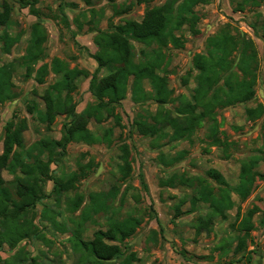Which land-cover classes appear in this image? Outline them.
Segmentation results:
<instances>
[{"label": "rangeland", "instance_id": "obj_1", "mask_svg": "<svg viewBox=\"0 0 264 264\" xmlns=\"http://www.w3.org/2000/svg\"><path fill=\"white\" fill-rule=\"evenodd\" d=\"M4 1L14 6L7 30L16 38L17 44L10 54H5L4 42L0 39V64H13L15 71L12 79L15 98L0 107V155L3 153L4 129L9 122L26 121L24 144L27 149L42 139L61 140L63 137L64 125L71 118L60 115L47 127L40 123L34 110V105L44 110L43 95L60 79L51 71L53 60L59 59L70 69L86 70L91 76L96 72L99 78L109 75L108 69L98 70L94 59L98 52L95 36L100 32L115 31L114 27L126 20L141 21L148 10L166 2L156 0L137 4L136 0H94L90 7L83 0H38L37 4L28 0L32 5H24L22 0H0V11ZM130 5H133L131 11L121 14L122 9ZM197 12L201 17L200 33L194 35L186 29L181 33L185 39L184 47L176 49L169 45L164 51L169 59L166 72L172 91L171 102L162 106L157 104L151 97V84L145 82L149 100L143 104L135 103L129 90L126 99L115 107V115L121 118L119 124L115 117H104L101 123L88 118V129L94 142L70 143L59 164L51 166L56 176H69L80 171L82 166L84 177L75 190L64 196L60 206L53 195L24 214L13 223L15 226L12 224L6 237L17 241V246L12 248L5 243L0 248V264H86L88 251L82 240L88 242L97 230L106 229L110 216L115 220L131 216L141 219L142 224L135 235L123 245V249L128 247L129 254L135 253L139 259L136 264H264V226L260 225L264 211V162L257 168L262 176L257 177L250 197L242 202L233 195L236 206L228 212V219L216 218L211 230H202L200 234L195 225L210 212L208 205L199 203L194 207L191 198L196 190L177 181L174 187L167 186V181L174 175H185L203 178L218 190L219 185L207 175L209 170L216 169L233 189L239 182L242 163L264 152V116L248 121L246 114L248 108L264 106V33L261 28L264 1L259 7H251L243 0H211L209 4L199 6ZM36 24H40L37 34L47 35L46 56L35 66V70L48 66L49 74L44 83L37 81L36 72L27 76L23 65ZM253 25H258V30H254ZM225 27H230L234 34L251 38L260 61L255 100L216 111L219 137L228 146L212 144L208 137L209 122H205L191 140L172 142L140 134L134 127L138 114H156L161 108L174 113L181 101L191 99L196 75L193 59L205 52L208 38ZM4 30L0 26V38ZM131 43L137 59L141 58L144 47L133 40ZM185 79L189 80L188 85ZM90 81L91 77L80 79L74 94L76 112L85 117L88 116L86 110L99 102L90 92ZM107 130L113 132L109 140H104ZM124 147H127V160L132 168L126 179L120 172V166L125 163ZM2 175L14 191L15 185L10 183L13 176L6 171ZM53 186V182H47V195L52 193ZM91 194L97 195V202L106 205L110 211L94 215V219L83 227L82 231L86 232L80 237L72 221L86 205H91ZM77 195L84 197V204L80 211L71 214L67 209V197L73 199ZM178 206L181 214L177 213ZM255 208L261 211L254 218L256 228L246 237V247L238 251V237H245V232L238 231V223L232 225L239 212L243 217Z\"/></svg>", "mask_w": 264, "mask_h": 264}, {"label": "trees", "instance_id": "obj_2", "mask_svg": "<svg viewBox=\"0 0 264 264\" xmlns=\"http://www.w3.org/2000/svg\"><path fill=\"white\" fill-rule=\"evenodd\" d=\"M83 1L87 6L94 5V0ZM154 1L156 0H136V3ZM210 1L166 0L164 4L148 10L141 21L126 20L115 26L113 32L98 33L94 39L98 47L94 59L98 64V70L108 69L110 72L102 78H99L97 72L91 76L86 70L70 69L59 59L53 60L51 71L60 79L43 95L44 110L35 108V105L34 110L40 123L47 127H50L60 115H67L71 120L64 125L61 140L45 138L29 149L24 144V133L28 128L25 120L9 122L5 126L3 153L0 155V248L5 243H9L12 248L17 246V241L6 235L12 224L20 220L24 214L53 195H56L55 203L60 206L64 202V196L76 189V184L85 174L82 166L80 171L69 176L54 175L51 166L59 164L70 143L94 142V136L88 129V118H95V121L101 123L104 117H115L119 124L121 118L115 115V107L126 99L129 90L135 103L143 104L149 100L150 95L145 89V82L151 84L153 92L151 97L157 104L162 106L171 102L172 91L166 72L169 59L164 51L169 45L176 49L184 47L185 39L181 34L184 30L188 29L194 35L200 33L198 26L201 17L197 8L209 4ZM243 1L246 6L259 7L264 0ZM32 2L37 4L38 0ZM22 4L32 5L28 0H22ZM132 6L122 9L121 14L131 11ZM13 13L14 6L9 1H4L0 11V26L5 30L0 39L4 42L5 54H10L11 49L17 44L16 38L11 37L7 30L12 22ZM39 25L34 26L23 65L27 76L36 72L37 81L44 83L49 74L48 66L43 65L35 70V66L46 56L44 44L47 35L37 34ZM229 28L225 27L209 37L205 52L194 57L193 67L196 75L191 99L181 101L174 113L161 108L156 114H138L134 120V127L140 134L172 142L191 140L203 124L209 122L208 137L212 144L228 146L219 137L216 111L255 100L260 71L259 52L254 41L245 34H234ZM252 28L258 30V25H253ZM261 28L264 33V23ZM132 40L144 47L139 59ZM14 73L13 64H0V107L15 98L12 82ZM90 77V92L99 102L86 110L88 116L85 117L76 112L74 94L78 90V81ZM184 82L186 85L189 84L187 79ZM246 114L248 121L258 120L264 116V106L259 104L255 108H248ZM112 132L107 130L104 140H109ZM123 152L125 163L120 166V172L123 179H126L130 176L132 168L127 160V147H124ZM261 162H264V152L245 160L242 163L239 182L233 189L223 174L216 169L209 170L207 175L219 185L218 190L203 178L185 175L181 177L174 175L167 181V186L174 187L177 181L180 185L196 190L191 198L194 207L199 203L208 205L210 212L195 225L197 233L200 234L202 230L210 231L216 218L228 219V212L236 206L233 195L242 202L250 197L257 177L262 176L257 170ZM3 171L13 176L10 183L15 185L14 191L7 186ZM48 181L54 185L50 195L46 193ZM96 196L91 194V205H86L83 209V196L77 195L73 199L67 197L69 213L75 214L82 209L80 215L72 221L80 237L86 232L82 231L83 227L94 219V215L110 211L106 205L97 202ZM260 212L255 208L243 217L240 212L237 214L236 223L232 226L238 223V231L245 232V237H238V251L246 247V237L255 230L254 218ZM177 213L181 214L179 206ZM141 224V219L132 216L123 220H115L110 216L106 229L97 230L93 239L88 242L82 240L88 251L86 264L139 262L135 253L129 254L128 247L125 246L123 249V245L135 235ZM260 225L264 226V211L260 217ZM118 261L119 263H116Z\"/></svg>", "mask_w": 264, "mask_h": 264}]
</instances>
